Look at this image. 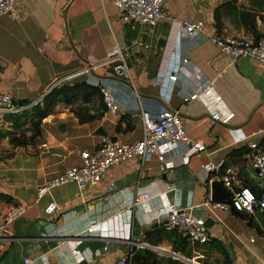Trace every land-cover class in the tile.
I'll list each match as a JSON object with an SVG mask.
<instances>
[{
  "label": "crops",
  "instance_id": "obj_1",
  "mask_svg": "<svg viewBox=\"0 0 264 264\" xmlns=\"http://www.w3.org/2000/svg\"><path fill=\"white\" fill-rule=\"evenodd\" d=\"M227 1L165 0V9L178 19L205 22L202 34L195 35L168 19L155 26L125 23L113 0H14L13 10L0 15V93L35 102L56 84L86 81L108 88L121 106L114 114L98 102L84 104L91 114L103 115L81 124L61 104L43 122V136L34 144L13 148L7 139L0 141V194L12 198L0 200V224L10 204L26 209L9 226L8 238L0 240V264H117L134 247L142 249L147 230L165 222L161 209L200 206L212 196L203 171L209 162L225 161L226 168L239 173L243 186L262 191L250 166L249 145L264 139V64L245 58L229 66V57L209 40L216 33L215 9ZM236 6L239 11L224 21L225 32L253 39L249 22L240 17L245 11L256 14L257 31L264 35V0H239ZM117 45L127 56L126 80L105 65ZM184 58L188 65H183ZM183 66L179 82H171L169 76ZM208 84L222 96L224 109L235 114L230 125L212 120L201 102L184 101L183 90L191 94ZM169 108L181 112L187 134L204 144L205 152L163 144L160 158L116 164L95 188L80 192L69 183L38 197L39 188L79 163L84 150H94L109 136L137 142L144 135L143 112L156 117ZM123 116L132 130L117 131ZM8 128L0 115V129ZM143 193L152 199L134 209L132 241L138 245L107 238V250H85V256L93 253L92 262L74 256L81 242L73 238L88 236L90 221L106 222L124 210L127 200ZM51 203L58 209L48 213ZM196 213L203 216L205 211ZM208 219L211 240L225 246L231 263L264 264V236L247 221L224 212ZM253 219L264 232V214Z\"/></svg>",
  "mask_w": 264,
  "mask_h": 264
},
{
  "label": "built area",
  "instance_id": "obj_2",
  "mask_svg": "<svg viewBox=\"0 0 264 264\" xmlns=\"http://www.w3.org/2000/svg\"><path fill=\"white\" fill-rule=\"evenodd\" d=\"M115 6L120 12L123 22L140 24L146 26H155L159 21L168 19L172 24L181 27L187 35L202 34L205 29V22L202 20L193 21L186 18L178 19L165 9V0H113ZM14 7V0H0V15L9 14ZM209 40L214 43L223 54L229 57V66L236 64L245 58H250L264 64V37L255 42L253 39L229 35L226 32L215 33L209 36ZM150 46H146L149 48ZM183 65H188L189 60L183 59ZM105 65L112 67L115 77L119 79H128L130 71L127 65V56L120 46L115 48L107 55ZM185 67L177 69L169 76L173 83L179 82V73ZM58 86L56 84L54 87ZM102 95L103 104L107 112L117 114L121 106L115 95L106 87L99 86ZM51 88L49 91H51ZM184 101H199L207 109L212 120L224 125H230L235 114L224 109L223 98L217 92L212 84L188 94L182 91ZM186 96V97H185ZM42 98L29 104L19 105L17 99L9 93H0V115L20 114L24 110L37 105ZM143 138L137 142L125 143L122 141H112L106 138L94 150H84L80 157V162L66 168L57 176L47 180L38 190V197H43L53 188L63 186L69 183L75 184L80 192L89 188L97 187L106 177L107 171L114 165L139 160L143 164L153 157L160 158L162 145L178 146L184 144L190 146L193 152H205L204 144L199 143L187 134L182 120V114L176 109H165L156 117L143 112ZM250 166L255 172L259 184L262 185V191L256 192L242 184L239 173L231 168H226L225 161L209 162L204 166L205 183L212 184L217 181L231 193L232 202L215 203L212 198H207L200 206H189L180 208L173 205L168 209H161L159 214L165 217L166 230L175 231L182 239H185L191 247L206 245L211 241L209 228L206 224L208 218L217 216V212H224L228 215H243L248 218L257 214H264V139L259 143L249 145ZM163 171L166 165L163 163ZM170 190V187H169ZM149 193H143L132 200H127L124 210L115 216L109 218L106 222L90 221L85 234L88 236H98L103 239L123 238L133 246L138 245L132 241L134 229V209L143 203L151 200ZM58 209L56 203L48 206V213H53ZM205 211L203 216L197 215L198 210ZM25 206L22 204H10L3 216L0 224V240L8 238L9 226L15 223L25 214ZM141 248H155L149 244L141 245ZM104 247L103 250H107ZM96 254L99 250L95 251ZM84 252L76 250L73 254L78 259L93 261V253L85 256ZM133 253L119 260L117 264H131ZM204 256L196 253L193 260L187 259V262L194 264V261ZM186 262V261H185ZM25 264H31L30 260H25ZM232 264H245L235 262Z\"/></svg>",
  "mask_w": 264,
  "mask_h": 264
},
{
  "label": "trees",
  "instance_id": "obj_3",
  "mask_svg": "<svg viewBox=\"0 0 264 264\" xmlns=\"http://www.w3.org/2000/svg\"><path fill=\"white\" fill-rule=\"evenodd\" d=\"M236 4V0H230L219 5L215 9L214 19L217 33L220 34L225 32V19L239 11ZM239 13L242 19L249 22L248 30L252 34L253 40L255 42L264 37V35L259 34L257 31V25L255 24L256 14L245 11H240ZM95 102L100 103L101 107H103L105 110L99 86L91 85L86 81L56 86L47 94H45L37 105L32 106L30 109L24 110L22 113L16 115L4 114L3 120L5 123L9 124V128L0 129V141L7 139L13 148L27 147L34 144L37 139L43 136V122L55 114L57 107L61 104L69 108L70 111L75 114L81 124L90 123L91 121L100 118L103 113L91 114L90 108H88V106L84 107L83 105L87 104L92 106V104ZM17 103L19 105L25 106L33 102L18 100ZM127 120L128 119L125 116L121 118L117 126V131L120 132L132 130L133 127L129 122H127ZM124 122H127L126 126H123ZM251 189L259 192L254 188ZM0 200L11 201L12 198L8 195L0 194ZM239 216L243 220L247 221L250 227L255 228L260 235L264 236V232H262L255 225L253 217L248 218L247 216L243 215ZM165 225L166 222H162L160 224H155L151 229L147 230L143 235L144 241L151 244L152 246L159 247L165 241L175 240L180 247L179 249L177 248L175 252L184 253L186 247H189L190 250L194 249L175 231H167ZM208 244L213 246L212 248H214L216 251L225 254L229 259L227 249L218 240L213 239ZM131 253H133V257L130 260L131 264H158V253L152 249L148 248L138 250L136 247H134Z\"/></svg>",
  "mask_w": 264,
  "mask_h": 264
},
{
  "label": "rangeland",
  "instance_id": "obj_4",
  "mask_svg": "<svg viewBox=\"0 0 264 264\" xmlns=\"http://www.w3.org/2000/svg\"><path fill=\"white\" fill-rule=\"evenodd\" d=\"M236 2L238 3L239 0H236ZM240 4L243 5V3H240ZM95 103H93L92 106H94ZM6 154H7L6 152H3V154H1V155L5 156ZM144 243L149 244L147 242H144ZM149 245L152 246L151 244H149ZM161 246L170 247V249H171L170 253L180 255V256L184 257L185 259L193 260L195 253H199L200 255L204 256L202 258L195 260L194 264L195 263H197V264H232L225 254H222L220 252H218L219 254H217V251L214 248H212L213 246H210L209 244H207L206 246H195L193 250H190L189 247H186L184 253L175 252V250H177V248L178 249L180 248L175 240L165 241L161 244ZM145 249H147V248H145ZM156 253H158L157 254L158 264H174V263L192 264L189 262H185L184 260H181V259H175L170 253H160L158 251H156Z\"/></svg>",
  "mask_w": 264,
  "mask_h": 264
},
{
  "label": "water",
  "instance_id": "obj_5",
  "mask_svg": "<svg viewBox=\"0 0 264 264\" xmlns=\"http://www.w3.org/2000/svg\"><path fill=\"white\" fill-rule=\"evenodd\" d=\"M99 133L101 134H104L106 136H108L106 134V132L103 130V129H100L99 130ZM109 138L112 140V141H117V138L115 137H110ZM211 192H212V201L215 202V203H229L231 204L232 202V198H231V193L224 188V186L215 181L211 184ZM206 224L208 226V228L211 227V220L208 219L206 221ZM136 234L139 235L140 234V230L137 229L136 230ZM73 239H77L78 241L81 242V245L79 246L78 248V251L79 252H84L86 249H89L90 251H97L99 249H102L104 247L107 246V242L110 240V239H103V238H99V237H94V236H83V237H76V238H73ZM152 249V248H150ZM154 251H157L156 249H152ZM175 259H181V260H184L187 262V259H185L184 257L180 256V255H176V254H173V253H170Z\"/></svg>",
  "mask_w": 264,
  "mask_h": 264
},
{
  "label": "bare ground",
  "instance_id": "obj_6",
  "mask_svg": "<svg viewBox=\"0 0 264 264\" xmlns=\"http://www.w3.org/2000/svg\"><path fill=\"white\" fill-rule=\"evenodd\" d=\"M154 249L160 253H170V248L166 246L155 247Z\"/></svg>",
  "mask_w": 264,
  "mask_h": 264
}]
</instances>
